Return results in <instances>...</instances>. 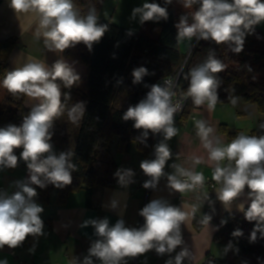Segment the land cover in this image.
<instances>
[{"label": "clouds", "instance_id": "9594fccd", "mask_svg": "<svg viewBox=\"0 0 264 264\" xmlns=\"http://www.w3.org/2000/svg\"><path fill=\"white\" fill-rule=\"evenodd\" d=\"M165 2L170 4L171 0ZM182 2L185 9H192L194 4H199V8L191 12L193 23L189 24L187 17L181 16L179 23L175 25L178 42L185 38L191 40L198 34V39H211L217 45L231 41L236 45L233 51L239 53L243 49L245 33L252 32L254 25L264 21V0ZM10 5L17 13L27 17L29 26L35 25V39L42 38L44 46L50 51L63 52L80 42L91 49L93 42L99 41L107 30V25L97 24L95 9L89 10L86 16H81L73 0H10ZM137 14H140L141 23L168 18L167 9L155 2H145L141 7H134L132 17L135 18ZM225 67L210 52L203 64L190 70V84L186 95L192 97L195 106L199 107L207 101L209 110L215 108L219 81L212 74L224 71ZM146 74L147 69L144 67L133 70V83L140 82ZM57 79L63 82L65 88H70L79 80V76L63 60L56 61L51 69L44 62L33 60L8 72L2 81V86L10 93H22L39 100V103L30 109L21 125L0 127V166L15 168L18 157L14 154V149L22 147L20 158L27 162V169L31 173L29 183L41 189L46 187L45 181L56 188L71 184L72 171L76 170V166L71 163V151L62 152L58 157L49 154L41 158L44 153H51L52 144L49 141L52 136L49 128L52 127L54 118L63 113L64 106ZM164 83L166 87L152 85L146 98L136 106H130L123 114V120L135 121V129H145L144 137L148 136V130L154 134L162 131L164 140H171L177 134L173 117L180 105L172 103L174 93L171 91V82L165 80ZM236 102V98H231L233 105ZM83 112V104L77 103L69 110L68 118L76 123ZM261 128H264V124ZM196 129L203 147L208 150V160L214 165L212 179L217 184H222L217 190V198L225 208L243 192L245 186L250 190L248 195L251 203L246 211L243 204L239 205V210L244 212L247 221H257L251 233V239L255 240L256 230L264 234V227L261 226L264 225V135L257 137L240 134L226 146H214L213 140L209 139L213 132L211 127L200 120L196 121ZM216 145H219L218 140ZM155 154L156 159L140 163L144 174L152 177L143 183L145 189H154L164 174L166 161L171 157L168 144L162 141L156 145ZM225 160L229 163L221 166V162ZM193 162L200 164L201 159L194 157ZM173 167L176 168V174L167 177L171 189L184 192L203 185V172L187 170L179 165ZM133 175L131 169L122 168H117L114 173L120 185L131 183L130 177ZM29 183L19 184L20 191L12 195L0 194V248L5 245L15 248L29 235H44V222L40 216L44 208L32 200L37 191ZM112 207H116L115 201H112ZM195 211V206H192V212L189 213L160 198L151 200L139 210V216L144 218V223L139 228L126 227L123 219H117L111 227L108 217L85 220L82 226L91 224L95 234L103 239L92 243L83 264H93L92 257L97 258L101 264H121L125 257H136L152 249L158 254L172 253L183 243L181 224L190 215H194ZM210 219V216L205 215L202 223L207 225ZM241 234L240 230L232 233L233 236ZM188 255V249L182 248L174 258L175 264H182ZM0 264H7V261H0ZM69 264H77L76 258L73 257ZM166 264H173V260H167Z\"/></svg>", "mask_w": 264, "mask_h": 264}, {"label": "trees", "instance_id": "16d2710c", "mask_svg": "<svg viewBox=\"0 0 264 264\" xmlns=\"http://www.w3.org/2000/svg\"><path fill=\"white\" fill-rule=\"evenodd\" d=\"M104 1L73 0L81 16L95 9L97 24L107 25V30L99 41L93 42L91 49L80 42L64 50L66 58L86 66L88 73L86 77L76 74L79 80L70 88H65L63 82L57 79L56 83L62 88L61 103L64 107L62 115L54 118L49 128L52 136L49 143L57 147V157L62 152L71 151V163L76 166V170L70 169L72 183L69 185L56 188L45 181V188L35 186L37 195L33 200L37 204L61 207L71 194L80 190L86 191L90 204L95 189L113 188L116 185L114 173L118 163L112 152V144L117 138L119 153L127 152L135 144L145 157H153L158 133L148 130V136L144 137L145 129H135V121H125L122 117L130 106L134 107L146 98L152 85L159 84L182 65L185 56L179 49L175 25L181 16L191 21V12L198 9L199 4H194L187 12H175L172 0L170 4L165 0H153L167 9L168 18L146 21L143 30L136 33L111 21L99 20ZM16 46L15 37L0 40V83L6 76L9 59ZM235 46L231 41L217 45L211 39H199L181 76L180 86L186 94L190 84V70L203 64L209 53H213L226 66L224 71L212 74L219 81L216 104H232L231 98H236L245 104L255 105L262 119L258 128L248 135L259 137L264 135V128H261L264 124V33L258 24L244 38L241 52H234ZM139 67L146 68L147 74L140 82L133 83L132 72ZM26 97L22 93L13 94L7 90L5 101L0 106V127L22 124L23 118L29 113L25 104ZM188 97V107L182 121L189 119L195 108L192 97ZM77 103L83 104L84 112L73 123L68 118V112ZM220 131L230 142L242 134L226 124L220 126ZM22 150V147L14 149L18 157L17 165L26 163L20 158ZM15 168L0 166V171L12 172ZM222 221L226 222L221 224L214 241L226 244L229 256L225 260L208 258L204 264H264V234L256 230V239H251L257 221H247L244 214H228ZM197 227L200 228V225ZM236 230L242 234L233 236ZM36 238L29 235L24 242Z\"/></svg>", "mask_w": 264, "mask_h": 264}, {"label": "crops", "instance_id": "0c3cea01", "mask_svg": "<svg viewBox=\"0 0 264 264\" xmlns=\"http://www.w3.org/2000/svg\"><path fill=\"white\" fill-rule=\"evenodd\" d=\"M145 2L152 3L153 0H105L98 19L111 21L119 27L139 33L143 30L145 22L141 23L140 14L133 18L132 10L134 7H141ZM172 2L175 12H187L189 10L183 7L182 0H172ZM188 23H193V20L188 21ZM258 27L264 33V21L258 24ZM34 29L35 25L29 26V21L24 14L17 13L11 7L10 0H0V40L17 38V46L10 56L6 75L15 68L22 67L25 63L33 60L44 62L49 69L56 61L63 60L73 69L75 74L86 77L88 73L86 66L66 58L64 51L48 50L44 46L42 38L40 40L35 39ZM248 36L249 33L246 32L245 37ZM197 37L198 34L191 40L185 38L183 41H179V49L183 56L188 53L190 46ZM60 90L62 97L61 87ZM236 101L235 105L216 104L213 110H209L207 104L195 106L189 119L173 122L177 134L171 140H164L162 131L158 133L156 145L162 141L167 143L171 157L166 161L163 169L164 174L159 178L154 189L143 188V183L151 180L152 177L144 174L140 168V163L143 160L156 159L155 149L152 159L145 157L135 144L127 152L119 153V139H115L112 144V152L118 163V168L131 169L134 173L130 177L132 182L127 185H120L118 177H116V185L113 188L94 190L90 204H88L85 190L71 194L66 204L61 207L53 204L48 206L38 204L44 208L40 214L44 222V235L37 236L36 239L28 243L23 241L15 248H9L5 245L0 248V261L6 260L7 264H69V261L75 257L77 264H83L92 243L97 239H103L95 234V229L91 224L87 227L82 226L85 220L108 217L111 227L117 219H123L126 227L139 228L144 223V218L138 214L139 210L151 200L160 198L189 213L192 212V206L196 207L195 214L190 215L188 220L181 224L182 245L178 246L172 253L158 254L155 249H152L136 257H125L121 264H166L169 259H172L173 264H175L174 258L182 248H187L189 251V255L184 258L182 264H204L208 258L214 260L227 259L229 256L228 246L215 242L214 238L226 215L240 216L244 214L243 211L239 210V205L243 204L245 210L249 206L251 203L248 195L250 190L245 186L243 192L225 208L217 198V190L222 187V184H217L215 181L216 187L214 189L207 187L200 192L191 189L177 192L168 186L167 177L175 175L176 168L173 165H179L187 170L203 172L204 178L212 179L214 165L209 162L208 150L203 147L201 139L197 135L196 121L202 120L207 127L213 129L209 139L213 140L214 146H226L230 141L220 131L222 124L248 135L258 128L262 119V115L255 105L245 104L240 100ZM37 103L39 100L26 97L25 104L29 111ZM217 140L219 145H216ZM49 154L57 156V147L52 145L51 153H44L41 158ZM194 157H199L201 163L195 164L193 162ZM228 163L227 160L222 161L221 166H226ZM30 174L27 169V162L18 164L12 172L1 170L0 187L7 188L9 195H12L20 191L19 184L29 183ZM29 186L35 188L36 185L29 183ZM112 201L116 202L115 208L112 207ZM205 215L211 217L207 225L202 223ZM197 225H200V228ZM92 260L93 264H101L100 261H95L94 257Z\"/></svg>", "mask_w": 264, "mask_h": 264}, {"label": "built area", "instance_id": "2783aa9c", "mask_svg": "<svg viewBox=\"0 0 264 264\" xmlns=\"http://www.w3.org/2000/svg\"><path fill=\"white\" fill-rule=\"evenodd\" d=\"M186 67V63H182V65L173 73L168 75L167 77L163 78L158 85L161 87H166L165 80H168L171 82V91L174 93L172 97V103L179 104L180 108L177 110V112L174 113L173 122L175 121H182V117L185 114L187 107H188V101L189 97L183 92L181 86H180V80L181 76L184 72V69ZM179 179H184L183 177ZM214 189L216 187V182L210 178H204L203 185H197L193 189L194 191L200 192L204 190L205 188ZM0 194H7L9 195V190L3 186L0 187ZM95 261H99L97 258L94 257Z\"/></svg>", "mask_w": 264, "mask_h": 264}, {"label": "rangeland", "instance_id": "374dc122", "mask_svg": "<svg viewBox=\"0 0 264 264\" xmlns=\"http://www.w3.org/2000/svg\"><path fill=\"white\" fill-rule=\"evenodd\" d=\"M196 39H197V38H196ZM194 43H195V41H194V42L192 43V45L190 46L189 51H191V49H192ZM189 51H188V53H186L185 58L188 56ZM6 93H7V89L4 88V87L2 86V83H0V106H1V105L3 104V102L5 101Z\"/></svg>", "mask_w": 264, "mask_h": 264}, {"label": "water", "instance_id": "95a60500", "mask_svg": "<svg viewBox=\"0 0 264 264\" xmlns=\"http://www.w3.org/2000/svg\"><path fill=\"white\" fill-rule=\"evenodd\" d=\"M198 41H199V39H198V37H197V39H196V41H195V43H194V45H193L191 51L189 52L188 56H187V57L185 58V60H184V64H185V63L187 64V62H188V60H189V58H190V56H191V54H192V52H193L195 46L197 45Z\"/></svg>", "mask_w": 264, "mask_h": 264}]
</instances>
